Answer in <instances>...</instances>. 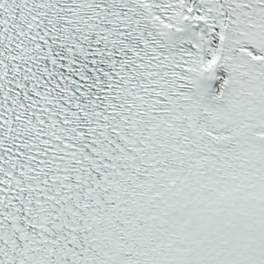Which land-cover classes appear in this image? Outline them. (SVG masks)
Instances as JSON below:
<instances>
[{
	"label": "snow or ice",
	"instance_id": "1",
	"mask_svg": "<svg viewBox=\"0 0 264 264\" xmlns=\"http://www.w3.org/2000/svg\"><path fill=\"white\" fill-rule=\"evenodd\" d=\"M0 264H264V0H0Z\"/></svg>",
	"mask_w": 264,
	"mask_h": 264
}]
</instances>
